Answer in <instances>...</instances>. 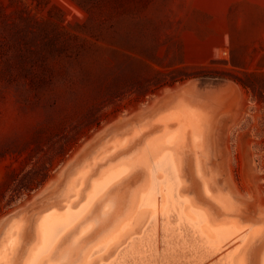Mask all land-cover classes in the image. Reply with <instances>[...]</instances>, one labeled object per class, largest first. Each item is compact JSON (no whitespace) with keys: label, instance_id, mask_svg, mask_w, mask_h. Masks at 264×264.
I'll list each match as a JSON object with an SVG mask.
<instances>
[{"label":"rangeland","instance_id":"374dc122","mask_svg":"<svg viewBox=\"0 0 264 264\" xmlns=\"http://www.w3.org/2000/svg\"><path fill=\"white\" fill-rule=\"evenodd\" d=\"M177 94L205 126L185 191L222 210L201 192L207 179L264 234V0H0V233L22 212L25 237L77 166L127 151ZM131 126L143 129L111 152ZM262 243L246 247L247 264Z\"/></svg>","mask_w":264,"mask_h":264},{"label":"bare ground","instance_id":"6f19581e","mask_svg":"<svg viewBox=\"0 0 264 264\" xmlns=\"http://www.w3.org/2000/svg\"><path fill=\"white\" fill-rule=\"evenodd\" d=\"M178 96L161 101L156 128L127 151L114 153L143 128L131 126L127 135L113 139L112 159L105 161V153L97 166V156L92 167L77 166L59 191L57 206L38 210L25 237L22 212L5 218L0 264H152L159 256L178 262L189 258L193 264H247L246 247L262 241L257 264H264L261 224L250 217L239 221L207 179L200 180L201 192L220 202L222 210L185 191L184 163L191 161L194 173L203 166L205 126ZM187 155L191 160L184 162Z\"/></svg>","mask_w":264,"mask_h":264},{"label":"trees","instance_id":"16d2710c","mask_svg":"<svg viewBox=\"0 0 264 264\" xmlns=\"http://www.w3.org/2000/svg\"><path fill=\"white\" fill-rule=\"evenodd\" d=\"M52 167L49 168H44L43 169V177L41 178V180L38 181V175H34V174H30V176H27L28 179L30 180V184L29 187H27L26 190L30 191L34 188H39L43 185V183L47 180V173L51 170Z\"/></svg>","mask_w":264,"mask_h":264},{"label":"snow or ice","instance_id":"6c2138e0","mask_svg":"<svg viewBox=\"0 0 264 264\" xmlns=\"http://www.w3.org/2000/svg\"><path fill=\"white\" fill-rule=\"evenodd\" d=\"M19 251H20V254H22V251H23V250H22V249H20Z\"/></svg>","mask_w":264,"mask_h":264}]
</instances>
